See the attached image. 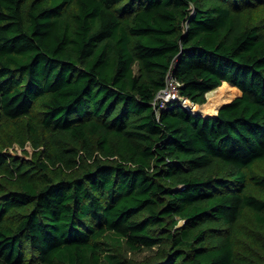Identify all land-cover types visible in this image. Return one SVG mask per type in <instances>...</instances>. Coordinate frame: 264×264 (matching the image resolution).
Masks as SVG:
<instances>
[{
	"label": "trees",
	"instance_id": "1",
	"mask_svg": "<svg viewBox=\"0 0 264 264\" xmlns=\"http://www.w3.org/2000/svg\"><path fill=\"white\" fill-rule=\"evenodd\" d=\"M0 264H264V0H0Z\"/></svg>",
	"mask_w": 264,
	"mask_h": 264
},
{
	"label": "rangeland",
	"instance_id": "2",
	"mask_svg": "<svg viewBox=\"0 0 264 264\" xmlns=\"http://www.w3.org/2000/svg\"><path fill=\"white\" fill-rule=\"evenodd\" d=\"M226 83L228 84L229 82H226ZM231 85L232 84H230L229 86L223 87V88H218L220 86L219 85L216 88H214L212 91L207 92L206 93V101L203 103H198V104L196 103V106L198 107L197 111H199L200 114H204V111H205L206 106H207L210 110H212V111H210V114L211 113L214 114V112L216 113L217 107L221 103L222 99H220L218 102H214L213 100L210 99L209 94L211 92L215 93V91L218 89L217 94L224 96L225 97L224 100L229 101V100L233 99L236 95L239 94V89H237L236 86H234V85L231 86ZM208 115H209V113H208ZM24 149H26V151H24ZM3 150L5 152L9 153L10 155L20 156V157H24L26 159H30L32 156L33 147L31 146L29 141H27L25 143L24 147H21V145L17 141H15V142H13L12 145L5 147ZM130 254H132V256H134L132 258L141 259L142 257H144L143 255L146 254V251L137 252L135 254L130 253Z\"/></svg>",
	"mask_w": 264,
	"mask_h": 264
},
{
	"label": "built area",
	"instance_id": "3",
	"mask_svg": "<svg viewBox=\"0 0 264 264\" xmlns=\"http://www.w3.org/2000/svg\"><path fill=\"white\" fill-rule=\"evenodd\" d=\"M179 85L180 83L177 80L171 77L167 78L165 86L159 89L155 96V99L160 102L161 107L165 106L169 102L176 100H178V103L186 107H188L189 103H192L188 98L182 96L180 97V95L178 94Z\"/></svg>",
	"mask_w": 264,
	"mask_h": 264
},
{
	"label": "bare ground",
	"instance_id": "4",
	"mask_svg": "<svg viewBox=\"0 0 264 264\" xmlns=\"http://www.w3.org/2000/svg\"><path fill=\"white\" fill-rule=\"evenodd\" d=\"M229 84V83H228ZM226 82H223L218 88H223V87H226V86H229ZM231 86H233V85H231ZM212 91V90H211ZM215 91V90H214ZM217 91H218V89L215 91V93L214 92H211L210 94H209V96H210V99L211 100H213L214 102H218L220 99H222V101H221V103L218 105V106H220L221 104H223V103H225V102H227L226 100H224V96H222V95H220V94H217ZM208 92H210V91H208ZM214 93V94H213ZM230 101V100H229ZM188 107H189V109H191V110H193L194 112H199V111H197V106H196V103H189V105H188ZM215 108V107H214ZM218 108V107H217ZM210 111H212V110H210L207 106H206V109H205V111H204V114H210ZM215 113V112H214ZM212 114V113H211Z\"/></svg>",
	"mask_w": 264,
	"mask_h": 264
},
{
	"label": "clouds",
	"instance_id": "5",
	"mask_svg": "<svg viewBox=\"0 0 264 264\" xmlns=\"http://www.w3.org/2000/svg\"><path fill=\"white\" fill-rule=\"evenodd\" d=\"M178 94H179V92H178ZM180 97H181V95H180ZM182 97H184V96H182ZM187 98V97H186ZM190 100V99H189ZM232 100V99H231ZM158 101V100H157ZM178 100H176V101H172V102H177ZM191 101V100H190ZM192 102V101H191ZM169 103H171V102H169ZM178 103V102H177ZM183 106V105H182ZM183 107H185L186 109H188V110H190V111H192V112H194L193 110H191V109H189L188 107H186V106H183ZM217 113V112H216ZM215 113V114H216ZM209 115H211V114H209ZM214 115V114H213Z\"/></svg>",
	"mask_w": 264,
	"mask_h": 264
},
{
	"label": "water",
	"instance_id": "6",
	"mask_svg": "<svg viewBox=\"0 0 264 264\" xmlns=\"http://www.w3.org/2000/svg\"><path fill=\"white\" fill-rule=\"evenodd\" d=\"M227 102H229V101H227ZM227 102H225V103H227ZM225 103H223V104H221L220 106H218V108H217V110H216V112L218 111V109L222 106V105H224ZM215 114V113H214ZM202 115H208V114H202ZM211 115H213V114H211Z\"/></svg>",
	"mask_w": 264,
	"mask_h": 264
},
{
	"label": "crops",
	"instance_id": "7",
	"mask_svg": "<svg viewBox=\"0 0 264 264\" xmlns=\"http://www.w3.org/2000/svg\"><path fill=\"white\" fill-rule=\"evenodd\" d=\"M237 87V86H236ZM238 88V87H237Z\"/></svg>",
	"mask_w": 264,
	"mask_h": 264
}]
</instances>
